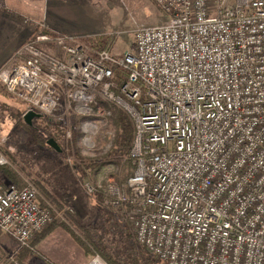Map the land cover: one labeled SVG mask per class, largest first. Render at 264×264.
Returning a JSON list of instances; mask_svg holds the SVG:
<instances>
[{
  "label": "built area",
  "instance_id": "2783aa9c",
  "mask_svg": "<svg viewBox=\"0 0 264 264\" xmlns=\"http://www.w3.org/2000/svg\"><path fill=\"white\" fill-rule=\"evenodd\" d=\"M153 2L170 19L135 31L134 51L95 48L40 24L0 83L27 112L80 118L85 151L97 148L93 113L111 114L94 108L98 100L128 112L136 169L111 204L124 207L159 261L264 264V0ZM116 70L126 77L119 94ZM9 164L0 150V166ZM39 197L32 183L0 179V232L20 250L34 251L53 220ZM88 264L109 263L95 254Z\"/></svg>",
  "mask_w": 264,
  "mask_h": 264
},
{
  "label": "rangeland",
  "instance_id": "374dc122",
  "mask_svg": "<svg viewBox=\"0 0 264 264\" xmlns=\"http://www.w3.org/2000/svg\"><path fill=\"white\" fill-rule=\"evenodd\" d=\"M90 3L93 10L92 19L95 23L91 27L82 28L81 33L76 36H79L95 48H102V41H104V47H108L116 53L135 50V31L139 28L166 24L170 19L153 0H90ZM0 10L5 14H13V12L6 10L4 0H0ZM13 15L11 16L18 20L23 19ZM29 37L19 44V47ZM16 51L0 64V69L6 65L15 64L18 59ZM98 102V107L102 111H110L111 114L97 116L98 111L95 108L96 112L93 113L92 118L100 119L101 122H98L99 132L94 138L97 143V148L94 151H85L80 145L82 122L80 118L78 119L69 113L65 114L63 109L56 111L53 115H48V118L53 121L61 120L64 122L65 131L71 130L72 136L68 141L73 139L75 133L76 136L78 135L76 129L80 131L79 141L75 149H67L58 153L44 143V136L49 137L51 133L47 125L50 121L36 118L33 120L32 125H28L24 120V116L27 113L25 103L9 93L0 83V150L3 148V151H1L10 161L8 167L16 174L20 183L12 182L3 171H0V179L3 182H12L18 186H24L28 183L36 186L39 191L40 201L50 205L53 209V220L42 231L58 222L65 224L71 232L63 227L56 228L50 234L58 230L70 237L82 252L86 264L89 263L90 257L95 254L88 253L90 245L87 242L84 241V246L76 240L77 238L83 239L81 230L73 225L63 213L59 207L60 205H58L59 201L61 205L72 210L84 226L98 227L101 239L105 245L109 246V252L118 260L125 258L121 254L125 250L126 242L120 234L123 231L122 229L125 230V224H128L127 221L129 222L126 218L124 207L113 209L106 204L105 206L107 207L104 205L98 206V196L89 193L84 187V183L88 181L95 188H101L110 196L108 202L111 203L113 189L118 187L124 189L130 178L126 179V175L129 172L126 162L120 160L119 154L112 151L117 133L116 125L112 119L114 109L108 105L109 102L103 100ZM8 152L11 153V157ZM81 157L86 162L109 158L108 160H111L112 164L102 168L97 173H93L91 177L86 176L85 179L81 180L78 174ZM38 183L45 190H42ZM125 190L127 191L126 187ZM130 227L135 234L131 224ZM39 233L33 239L32 246L35 247L34 251H37L34 253L30 249L20 250L16 241L0 232V264H11V256H14L15 260L20 264H57L45 253L37 249L38 244L50 235L38 241Z\"/></svg>",
  "mask_w": 264,
  "mask_h": 264
},
{
  "label": "trees",
  "instance_id": "16d2710c",
  "mask_svg": "<svg viewBox=\"0 0 264 264\" xmlns=\"http://www.w3.org/2000/svg\"><path fill=\"white\" fill-rule=\"evenodd\" d=\"M19 18V16H17ZM22 18V17H20ZM39 26H37V29ZM105 43L102 41V48H108L104 47ZM125 74L121 70H116L115 71V76H114V87L113 90L119 94L120 93V87L121 85L125 82ZM101 101V100H98ZM96 102L94 104V108L98 107V103ZM102 102V101H101ZM110 107L114 109V112L112 114V119L114 120V123L117 128V133H116V138L114 141V147L112 151L116 152L119 154L120 160L123 162H126V166L129 168V172L126 175V179L131 177L134 174V171L136 169V164L134 163V159L131 156V151L133 148L134 144V139L136 136V127H135V122L133 118L128 114V112L123 109L122 107L118 106L115 103H110L108 104ZM49 116H42L43 120L48 119L49 123L47 125L49 126V131L51 133L49 134V137L44 136V143L48 145V140L50 138H54L58 144L60 145L62 152H64L67 149H75L76 144L78 143L80 131L79 129H76V132L78 135L73 137L70 141H68L66 137V131H65V124L61 120L59 121H53L48 118ZM38 120H41V118H37ZM3 151V148H1ZM56 151V150H55ZM58 152V151H56ZM113 152V153H114ZM60 153V152H58ZM8 154L11 157V153L8 152ZM79 155V154H78ZM112 156V154H110ZM109 159V158H108ZM108 159H100V160H94V161H89L86 162V160L81 157V161H79L80 166H78V174L80 179H85L86 176L91 177L93 173H97L99 170H102V168L109 166L111 163V160ZM0 171H3L10 180L13 182H19V178L16 176V174L8 167V166H0ZM39 184V183H38ZM41 186V184H39ZM42 190H45L43 186H41ZM93 194H96L98 196V206H109L110 208H116L114 207L111 203L108 202L110 200V196L104 192L101 188L96 187L95 191ZM41 203L44 204L42 201ZM58 205H60V209L63 211V213L69 218L70 222L77 226L82 233V240H78V242L82 245L85 246V242H87L90 245V249H88V253H93V254H99L104 260H106L109 264H165L161 261H159L154 255L149 253L144 246H142L136 239L135 234L132 232V229L130 227V223L127 221L128 224H125V230L122 229L121 231V237H123L124 241L126 242V247L124 252L121 254V256H125L122 260L116 259L110 252L109 246L105 245L104 241L101 239L100 234L98 233L99 228L93 227V226H84L82 222H80L76 214L66 208L64 205H61V202H58ZM105 206V207H107ZM119 208V207H118ZM126 223V222H125ZM65 228L69 232V228L63 224L62 222L55 223L45 231H42L41 233L38 234V241L44 239L46 236H48L51 232H53L56 228ZM71 234V233H70ZM22 250H27V249H22ZM34 253L37 251H33ZM120 254V253H119ZM118 254V255H119Z\"/></svg>",
  "mask_w": 264,
  "mask_h": 264
},
{
  "label": "crops",
  "instance_id": "0c3cea01",
  "mask_svg": "<svg viewBox=\"0 0 264 264\" xmlns=\"http://www.w3.org/2000/svg\"><path fill=\"white\" fill-rule=\"evenodd\" d=\"M6 10L18 20L0 10V64L37 29L45 24L51 31L79 35L84 27L95 23L90 0H4ZM30 38V37H29ZM37 249L57 264H86L82 252L61 231L46 237Z\"/></svg>",
  "mask_w": 264,
  "mask_h": 264
},
{
  "label": "water",
  "instance_id": "95a60500",
  "mask_svg": "<svg viewBox=\"0 0 264 264\" xmlns=\"http://www.w3.org/2000/svg\"><path fill=\"white\" fill-rule=\"evenodd\" d=\"M42 116L43 115L41 113H37L35 111H29L25 114L24 120L28 125H32L34 119L42 118ZM48 145L51 148H53L54 150H56L60 153L62 152L60 145L58 144V142L54 138H51L48 140Z\"/></svg>",
  "mask_w": 264,
  "mask_h": 264
}]
</instances>
